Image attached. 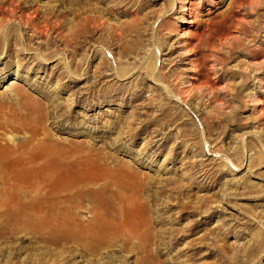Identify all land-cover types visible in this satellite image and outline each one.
<instances>
[{
  "label": "rangeland",
  "instance_id": "374dc122",
  "mask_svg": "<svg viewBox=\"0 0 264 264\" xmlns=\"http://www.w3.org/2000/svg\"><path fill=\"white\" fill-rule=\"evenodd\" d=\"M2 203L0 264H264V0H0Z\"/></svg>",
  "mask_w": 264,
  "mask_h": 264
},
{
  "label": "bare ground",
  "instance_id": "6f19581e",
  "mask_svg": "<svg viewBox=\"0 0 264 264\" xmlns=\"http://www.w3.org/2000/svg\"><path fill=\"white\" fill-rule=\"evenodd\" d=\"M26 3V2H25ZM19 8V7H18ZM35 135V134H34ZM46 150H48V149H46ZM45 150V151H46ZM42 154V153H41ZM35 156V155H34ZM40 156V155H39ZM34 161V160H33ZM21 162H22V160H21ZM9 164V163H8ZM28 164V163H27ZM12 166V165H11ZM18 166V165H17ZM12 170V169H11ZM14 177V176H13ZM19 179V178H18ZM5 180V179H4ZM21 182V181H20ZM18 185V184H17ZM62 186V185H61ZM20 188V187H19ZM18 190V189H17ZM30 194V193H29ZM30 196V195H29ZM39 196V195H38ZM69 200V199H68ZM71 201V200H70ZM74 202V201H73ZM71 203V202H70ZM66 205V204H65ZM9 205H6V204H1L0 205V211L1 210H3V209H5V208H7ZM20 206V205H19ZM68 206H70V205H68ZM37 207V206H36ZM50 207V206H49ZM20 208L23 210L24 208H23V206H20ZM70 208V207H69ZM69 208L68 207H63L62 209V211L60 212V213H64L65 215H63L64 217H66V213H69L68 211H69ZM38 209H40L39 207H38ZM25 210V209H24ZM34 210V209H33ZM35 211H36V209H35ZM39 212V211H38ZM61 215V214H60ZM59 217V216H58ZM57 218V217H56ZM60 219V218H59ZM63 219V218H62ZM46 221H49V222H47L48 223V226H53V225H55V224H58L57 223V219H55V221L54 222H51L50 220H46ZM43 222H44V220H43ZM49 228V227H48ZM70 229V228H69ZM109 234V233H108ZM113 234H115V233H112V232H110V235H113ZM92 235V234H91ZM122 235V237H121V241H123L124 242V245L126 246V243L128 244V242L131 240V239H137L138 240V242L140 243L139 245H140V247H141V250H143V253L144 254H147V252H144V250H145V247L146 246H144V244H143V241H142V238L137 234V233H135L133 230H125L124 231V234H121ZM59 237H61V238H59V239H56V238H52V239H50L51 240V242L52 243H56V242H58L59 243V241H64V242H71V241H73V242H76V241H80V242H84V238H82V237H80V236H76V235H71V234H67L66 236H59ZM107 237H108V235L107 236H102V237H100L101 239V241L99 240L98 241V243H105L108 239H107ZM92 238L93 239H95V240H98V239H96L95 238V235H93L92 236ZM107 239V240H106ZM136 241V240H135ZM133 244V243H132ZM131 244V245H132ZM138 245V244H137ZM138 245V246H139ZM129 248V247H128ZM149 254V253H148Z\"/></svg>",
  "mask_w": 264,
  "mask_h": 264
}]
</instances>
